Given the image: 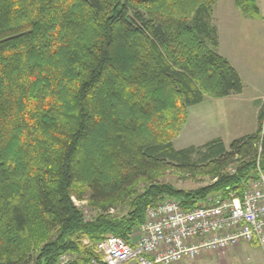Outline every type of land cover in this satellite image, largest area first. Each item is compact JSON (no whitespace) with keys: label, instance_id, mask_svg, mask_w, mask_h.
<instances>
[{"label":"trees","instance_id":"trees-1","mask_svg":"<svg viewBox=\"0 0 264 264\" xmlns=\"http://www.w3.org/2000/svg\"><path fill=\"white\" fill-rule=\"evenodd\" d=\"M216 3L0 0V264L100 261L97 244L130 243L165 199L192 210L241 195L259 156L264 170V110L229 148H175L190 108L244 91L218 52ZM236 3L258 13L255 0ZM171 168L215 182L178 190L159 178ZM121 204L126 214L112 215Z\"/></svg>","mask_w":264,"mask_h":264},{"label":"built area","instance_id":"built-area-1","mask_svg":"<svg viewBox=\"0 0 264 264\" xmlns=\"http://www.w3.org/2000/svg\"><path fill=\"white\" fill-rule=\"evenodd\" d=\"M260 163L259 156L256 177L246 182L241 197L231 193L229 198L192 210H185L177 200L163 201L147 211L137 240L132 241L134 234L130 243L108 236L96 246L102 260L90 264H180L241 244L264 249V170ZM69 261L63 257L60 264Z\"/></svg>","mask_w":264,"mask_h":264},{"label":"rangeland","instance_id":"rangeland-1","mask_svg":"<svg viewBox=\"0 0 264 264\" xmlns=\"http://www.w3.org/2000/svg\"><path fill=\"white\" fill-rule=\"evenodd\" d=\"M253 19L254 16L244 14L236 6L235 0H217L212 24L218 31L219 54L229 58L238 69L242 76L244 91L240 95H232L222 101L206 97L203 104L195 106L191 112L192 117L190 121L188 120L189 123L174 142L177 150L187 147L192 142V138H197L201 133L204 135L200 140L201 143H210L216 137H222L229 148L241 135L258 130L259 116L264 110V24ZM257 79L258 81H255ZM257 97L259 99L255 102ZM193 114L194 116L197 114L200 119L193 117ZM207 129L210 131H206ZM159 178L161 182L187 192L215 182L212 181L211 176L193 174L178 168L162 171ZM143 185L142 182H138L136 187L139 186L142 191ZM235 195L241 197L243 193L241 195L235 193ZM218 199L224 198L212 195L206 199L205 204L213 203ZM72 200L77 207L85 210L88 219L93 218L98 211L94 209L97 207L91 205L87 195L82 200L74 195ZM166 200H177V198H168L164 201ZM126 208V205H118L116 209H112L111 214L115 216L126 214ZM136 233L132 241L137 240L138 233ZM212 256L211 253L205 254V258L198 264H218L216 257ZM198 259L180 264H195Z\"/></svg>","mask_w":264,"mask_h":264},{"label":"crops","instance_id":"crops-1","mask_svg":"<svg viewBox=\"0 0 264 264\" xmlns=\"http://www.w3.org/2000/svg\"><path fill=\"white\" fill-rule=\"evenodd\" d=\"M255 1H256V6H257V9H258V13L255 14V15H252V16H254L253 20H256L257 22H260V23L264 24V0H255ZM235 4L242 11L241 7H239L237 5L236 0H235ZM219 51H220V45H219V48H218V52ZM222 56L224 58H226L232 64V62L230 61L229 58L225 57V55H222ZM233 67L236 70H238L234 65H233ZM238 73H239V75H240V77L242 79V76H241L240 72H238ZM255 81H258V79L255 80ZM230 97H228V98H230ZM258 99L259 98L257 97L255 99V102ZM222 100H224V99H220V100H217V101H222ZM219 103H221V102H219ZM198 106H200V105H198ZM194 108L195 107L190 108V110H189V121H190V118L192 117L191 116L192 109H194ZM195 116L198 119H200V117L197 116V114ZM195 116L193 114V117H195ZM189 121H188V123H189ZM258 129H259V126H258ZM206 131H210V130L207 129ZM257 131L258 130L256 129L254 131H251L250 133H246L244 135H241L239 138L255 134ZM203 137H204V135L201 133V135H198L197 138H192V142H190L189 145L187 147L183 148V149H187V148H190V147H202V146L206 145L207 143L206 144L205 143H201V141H200ZM216 139H221L224 142L222 137H216L213 140H216ZM211 255L216 257L218 264H264V249L261 248L260 246L256 245V244H241L240 246H237L235 248H231V249L226 250V251L212 252ZM204 258H205V254L202 255L201 257H199L198 261L195 262V264H198Z\"/></svg>","mask_w":264,"mask_h":264}]
</instances>
